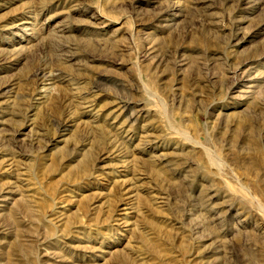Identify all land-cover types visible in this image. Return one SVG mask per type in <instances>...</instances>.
<instances>
[{"label":"rangeland","instance_id":"obj_1","mask_svg":"<svg viewBox=\"0 0 264 264\" xmlns=\"http://www.w3.org/2000/svg\"><path fill=\"white\" fill-rule=\"evenodd\" d=\"M0 264H264V0H0Z\"/></svg>","mask_w":264,"mask_h":264},{"label":"bare ground","instance_id":"obj_2","mask_svg":"<svg viewBox=\"0 0 264 264\" xmlns=\"http://www.w3.org/2000/svg\"><path fill=\"white\" fill-rule=\"evenodd\" d=\"M254 84H252V85H249L248 86V88H252V86H253ZM249 91H250V89H249ZM247 92V94L249 93L248 91H246ZM115 148V147H114ZM6 189V188H5ZM6 191V190H5ZM11 191V190H10ZM8 194V193H7ZM1 195H4V194H1ZM7 197H8V195H6ZM6 198V197H5ZM5 200V199H4ZM4 202V201H3Z\"/></svg>","mask_w":264,"mask_h":264}]
</instances>
